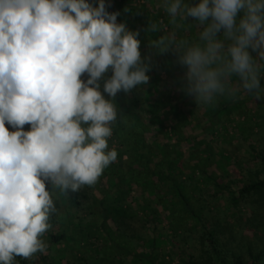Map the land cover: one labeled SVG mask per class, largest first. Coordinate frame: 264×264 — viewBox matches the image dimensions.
Returning a JSON list of instances; mask_svg holds the SVG:
<instances>
[{"label": "clouds", "instance_id": "1", "mask_svg": "<svg viewBox=\"0 0 264 264\" xmlns=\"http://www.w3.org/2000/svg\"><path fill=\"white\" fill-rule=\"evenodd\" d=\"M158 7L168 23L150 20L148 31L164 34L149 46L176 55L186 69L182 90L196 105L235 100L240 91L264 98V0ZM118 15L105 0H0V264L46 254L54 191L94 186L117 160L108 144L115 97L150 79L139 32Z\"/></svg>", "mask_w": 264, "mask_h": 264}, {"label": "rangeland", "instance_id": "2", "mask_svg": "<svg viewBox=\"0 0 264 264\" xmlns=\"http://www.w3.org/2000/svg\"><path fill=\"white\" fill-rule=\"evenodd\" d=\"M98 3L99 0H93L92 5L98 6ZM105 3L109 13H119L118 23H124L130 31L139 32L137 38L141 42L140 52L145 63L149 62V65L153 67L160 58L164 59L159 56L155 48L149 46V39H157L164 34L148 31L150 20L156 21L154 14L159 10L162 11L158 7L159 0H105ZM134 9L137 12L133 11ZM164 24L167 23L164 22ZM153 58L157 60L154 61ZM107 75L110 76V73ZM82 79L86 80L87 75ZM157 80H160L161 84L170 82L167 74H160ZM233 83H237V78L233 80ZM260 85L264 88V73H262ZM143 88L142 85H137L133 88V93L140 102L139 107L145 110L147 101L142 94ZM104 95L106 99L109 98L106 93ZM208 106L217 107V105H199L196 111V116L200 118L193 132L199 134L201 144L193 149L195 165L191 168L195 181L187 191L188 197L191 198L193 208L203 209L201 217L207 216L204 219L208 222H219L222 228L229 230L230 237L226 247L218 248L227 262L236 263L239 259L241 264H251L248 255V248H250L254 255H259L258 264H264V218H261V211H264V193L246 195L241 192L244 185L264 182V98L257 100L253 95L240 91L237 98L229 102L224 113L207 112L205 109ZM139 116H144L142 111ZM29 129L30 125H27L25 131ZM153 138L156 139V137ZM130 140L132 141L131 135ZM148 140L150 141L151 138ZM108 144L109 149L117 150V160L104 170L94 186H86L78 191L79 205L62 203L57 196V190L54 191L53 199L58 202V208L53 215L51 230L43 237L48 250L46 254L37 253L31 259V264H123L126 249L132 250L137 247V237L149 239L150 235L158 233L162 241L166 242L165 246L159 248L158 255L161 261L158 262L186 264L192 261L194 264H218L198 221H187L185 216L171 211L167 218L168 213L155 205L171 198L170 188H163L164 195L158 202L151 196L154 204L152 203L150 207L156 208L157 214H151L149 218L144 217L143 214L148 213V210L142 213L134 206L131 207L135 201L131 195H125L120 201L128 213L127 216L121 217L125 221L124 231L117 230L109 221L113 214L108 217V221L102 218L103 202L111 201L115 196H120L121 192L131 191L129 185L136 179L135 177L134 180L129 181V184L121 181L122 174L125 181L133 175L127 166L130 158L123 153L124 146L115 139L113 134ZM184 144L181 145L183 154L190 156L188 147ZM206 148H209V153L205 150ZM184 160L188 161L186 157ZM151 199H148L150 204ZM116 205L114 203L105 207ZM177 209H179L178 205L173 210ZM91 217H95L93 220H96L98 224L94 228L91 227V232H88V240L92 245L86 250L79 249L82 244L78 247L64 240L54 243L48 237V233L77 236L82 228H87ZM144 218L148 220L147 223ZM159 218L161 220L159 229L154 232L152 228ZM103 222L110 229L106 236L102 235L99 228ZM108 222L109 225H107ZM239 223L245 226V229L238 227ZM169 235L173 237L169 238ZM109 252L117 261L108 255ZM127 262L126 264H130Z\"/></svg>", "mask_w": 264, "mask_h": 264}, {"label": "trees", "instance_id": "3", "mask_svg": "<svg viewBox=\"0 0 264 264\" xmlns=\"http://www.w3.org/2000/svg\"><path fill=\"white\" fill-rule=\"evenodd\" d=\"M89 3H93V0H88ZM189 4H196L199 0H186ZM136 9V8H135ZM133 10L136 11L137 10ZM145 11V9L143 8ZM152 15V13H150ZM156 21L163 20L168 23L167 16L158 11L155 13ZM188 23H195L192 18H188ZM197 32L195 27H192L187 35L194 36ZM185 33H180L184 35ZM164 59H159L156 65H150V70L147 75L150 77L147 84H141L144 88L142 94L147 101L146 109L143 110L139 107V100L135 98L133 89L130 92H119L115 97V103L118 106V118L116 123L112 126L113 136L117 141L124 146L123 153H125L130 159L127 162L128 170L133 174L128 180H123V174L121 181L124 184H129V181H135L131 186V191L121 192L120 196H115L111 201H104L102 208V218L108 221V217L113 214L111 220H109L114 228L120 231L125 229V221L121 217L127 216L124 205L120 202L124 199L125 195H131L133 204L131 207L139 209L142 213L148 210V213H143L148 217L151 214H157L156 208L151 209L152 203L154 204V198L158 201L162 200L163 188L167 187L172 190L170 199L163 202H158L155 205L159 206L161 210L170 215L171 212H176L186 217L187 221H198L202 230L206 234V240L209 248L212 250L214 259L218 264H241L239 259L236 263L227 262L218 250L221 246L226 247L227 241H229L230 232L222 228L219 222H208L204 219L201 213L203 209L193 208L191 198L188 197L187 191L195 181L194 172L192 168L194 163L193 149L199 147L201 142L198 138V133L193 132L196 122L200 116H196V111L199 105H196L192 97L185 94L182 90L183 76L186 69L177 62V57L172 51L159 54ZM154 61L157 58H153ZM150 64L149 62H147ZM111 75V72H109ZM160 74H167L169 83L162 84L160 80H157ZM236 77H233L234 80ZM231 100L226 97H218L217 102L213 108L206 107L207 112H213L216 114L224 113L227 110V105ZM143 112L144 116L140 117L139 113ZM9 128V131H13L11 126L5 125ZM27 124L24 126L26 129ZM132 141L130 140V135ZM153 137H156L153 138ZM151 138L149 141L148 139ZM199 139V140H198ZM173 141V142H171ZM188 147L190 156L183 154L181 145ZM184 148V147H183ZM209 148L205 150L208 151ZM204 150V151H205ZM200 151V150H198ZM209 153V151H208ZM188 161H185L184 158ZM124 169V168H123ZM184 179V180H183ZM194 187V186H192ZM52 186L49 182H46V190H51ZM241 192L248 195L255 193H264V182H257L253 184L244 185ZM57 196L59 200L64 203L68 202L70 205H79L78 192H69L67 195L60 193L57 190ZM122 196V197H121ZM153 196V199H151ZM151 199V204L148 199ZM175 199L177 200L175 202ZM56 208H58V202L56 200ZM125 201V200H124ZM117 205L115 207H105L109 204ZM175 203V204H174ZM178 205L179 209L174 211L173 209ZM171 209V210H170ZM100 213V214H101ZM261 218H264V211H261ZM53 217H51L50 223H53ZM95 217H91V221L87 228H82L78 235L67 236L65 234H49L48 237L52 239L54 243L59 240H64L68 243L75 244L79 249H84L90 245L88 232H91V227H96L98 222L93 220ZM117 218V219H116ZM145 219V218H144ZM146 220V219H145ZM258 220V219H256ZM148 220H146L147 223ZM160 218L154 223L152 230L156 232L159 229ZM259 221V220H258ZM261 221V220H260ZM261 223V222H260ZM101 223L99 228L102 235L106 236L110 229ZM110 223L108 222L107 225ZM249 225V222H247ZM240 228L245 226L239 223ZM247 229V228H246ZM90 230V231H89ZM99 231V230H98ZM100 233V232H99ZM226 238H223V237ZM173 237V235L168 236ZM138 245L135 249L127 250L124 255L123 264H162L159 258V248L165 246L166 242L162 241L160 234H152L149 239L139 238ZM89 242V243H88ZM113 243V242H112ZM115 245V242H114ZM82 250V251H84ZM134 251V252H133ZM133 252V253H131ZM112 253L109 252L108 255ZM233 254V253H232ZM248 255L250 257L251 264H258L259 255H254L251 249L248 248ZM116 261L117 259L111 255ZM125 257H130L125 259ZM120 259V258H119ZM114 262V261H113ZM117 263V262H116ZM16 264H31V260H26L21 257H16ZM186 264H194L192 261L186 262Z\"/></svg>", "mask_w": 264, "mask_h": 264}]
</instances>
